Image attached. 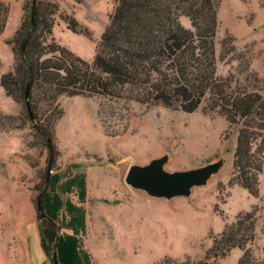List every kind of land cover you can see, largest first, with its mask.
Wrapping results in <instances>:
<instances>
[{
	"label": "rangeland",
	"instance_id": "rangeland-1",
	"mask_svg": "<svg viewBox=\"0 0 264 264\" xmlns=\"http://www.w3.org/2000/svg\"><path fill=\"white\" fill-rule=\"evenodd\" d=\"M49 1L58 5L54 39L91 60L115 0ZM0 2V24L7 17L0 32L2 74L13 69L14 56L6 41L27 14L23 3L29 6L31 0ZM73 18L88 37L68 27L67 21ZM217 18L216 41L226 35L235 39L243 62L249 61V69L258 77L255 80L251 74L250 81L261 87L264 96V0H219ZM179 20L190 28L187 17ZM227 61L218 63L220 74L235 72L238 61ZM58 102L63 114L54 124L55 150L50 154L44 137L27 120L23 104L0 86V116L8 117H0V211L7 228L15 231L16 225H23L30 237L35 233L36 197L44 188L49 167L53 179L47 212L59 226L66 254L76 256L67 255L64 264L197 262L226 225L253 209L255 238L246 248L255 258L264 259V162L258 176L259 194L253 197L234 175L239 126H230L224 114L204 111L203 105L184 112L132 103L126 111L96 96L63 94ZM165 153L168 171L195 168L223 154L227 161L207 184L193 187L189 197L153 198L124 183L132 163L147 164ZM14 201L23 213L15 214ZM241 254L235 247L210 262L237 264ZM44 264L51 263L48 259Z\"/></svg>",
	"mask_w": 264,
	"mask_h": 264
},
{
	"label": "trees",
	"instance_id": "trees-1",
	"mask_svg": "<svg viewBox=\"0 0 264 264\" xmlns=\"http://www.w3.org/2000/svg\"><path fill=\"white\" fill-rule=\"evenodd\" d=\"M218 5L219 0H115L93 58L87 60L52 36L56 3L31 0L28 6L24 2L27 14L6 41L14 66L0 74V86L23 104L27 120L44 137L50 154L55 150L54 124L63 114L58 97L63 94L100 97L110 107L116 104L126 111L132 103L184 112L203 105L204 111H218L230 126H239L234 175L250 195L258 197L264 162V96L261 87L250 81L251 74L255 80L258 77L249 69V61L243 62L235 39L226 35L216 41ZM181 16L189 19L190 28L182 25ZM67 23L73 32L88 37L74 18ZM225 60L238 61L235 72H218V63ZM52 179L45 174L42 211L35 214L46 260L64 264V257L76 256L66 254L59 241V226L47 212ZM255 214L253 209L226 225L213 238L204 259L179 264H212L210 259L227 255L235 247L242 251L237 264H264V259L255 258L246 248L255 238Z\"/></svg>",
	"mask_w": 264,
	"mask_h": 264
},
{
	"label": "water",
	"instance_id": "water-1",
	"mask_svg": "<svg viewBox=\"0 0 264 264\" xmlns=\"http://www.w3.org/2000/svg\"><path fill=\"white\" fill-rule=\"evenodd\" d=\"M168 161L169 155L165 153L160 157L151 159L147 164L132 163L124 177V183L146 192L153 198L189 197L193 187L207 184L213 176L218 174L225 165L227 156L223 154L218 159L204 165L175 171H168L164 168ZM49 171L48 167L47 176ZM42 196L43 191L37 197L36 211H42ZM54 264H58V262L55 261Z\"/></svg>",
	"mask_w": 264,
	"mask_h": 264
},
{
	"label": "crops",
	"instance_id": "crops-1",
	"mask_svg": "<svg viewBox=\"0 0 264 264\" xmlns=\"http://www.w3.org/2000/svg\"><path fill=\"white\" fill-rule=\"evenodd\" d=\"M12 205L16 215L23 213L22 206L16 201ZM2 213L0 211V264H44L46 256L40 243L36 217V230L30 237L23 225H14L15 231L7 228L8 221L2 218ZM4 220L6 226L2 223Z\"/></svg>",
	"mask_w": 264,
	"mask_h": 264
}]
</instances>
